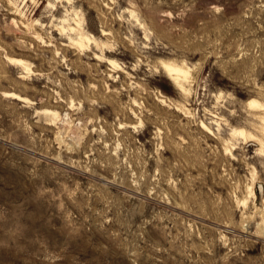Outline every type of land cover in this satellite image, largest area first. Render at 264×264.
<instances>
[{
  "label": "rangeland",
  "instance_id": "rangeland-1",
  "mask_svg": "<svg viewBox=\"0 0 264 264\" xmlns=\"http://www.w3.org/2000/svg\"><path fill=\"white\" fill-rule=\"evenodd\" d=\"M0 264H264V0H0Z\"/></svg>",
  "mask_w": 264,
  "mask_h": 264
},
{
  "label": "bare ground",
  "instance_id": "bare-ground-1",
  "mask_svg": "<svg viewBox=\"0 0 264 264\" xmlns=\"http://www.w3.org/2000/svg\"><path fill=\"white\" fill-rule=\"evenodd\" d=\"M11 61H14L15 64L16 63H20L21 60L18 58H10ZM163 67L166 71V73L170 76L173 77L177 80L178 75H180V73L184 72L181 68H179L178 66L172 64V63H168V62H163ZM15 96V95H13ZM255 102L253 99H249V103H253Z\"/></svg>",
  "mask_w": 264,
  "mask_h": 264
}]
</instances>
